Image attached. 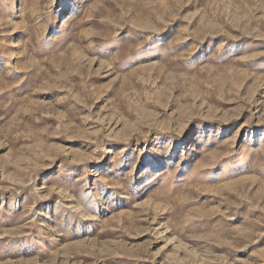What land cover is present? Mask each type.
I'll return each mask as SVG.
<instances>
[{
  "label": "rangeland",
  "instance_id": "obj_1",
  "mask_svg": "<svg viewBox=\"0 0 264 264\" xmlns=\"http://www.w3.org/2000/svg\"><path fill=\"white\" fill-rule=\"evenodd\" d=\"M0 264H264V0H0Z\"/></svg>",
  "mask_w": 264,
  "mask_h": 264
}]
</instances>
